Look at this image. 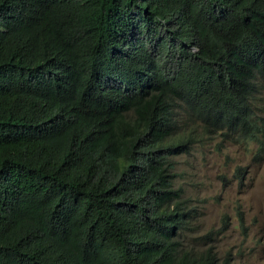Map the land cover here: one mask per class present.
<instances>
[{
	"label": "trees",
	"instance_id": "trees-1",
	"mask_svg": "<svg viewBox=\"0 0 264 264\" xmlns=\"http://www.w3.org/2000/svg\"><path fill=\"white\" fill-rule=\"evenodd\" d=\"M262 80L264 0H0V264H229L177 158L264 142Z\"/></svg>",
	"mask_w": 264,
	"mask_h": 264
},
{
	"label": "rangeland",
	"instance_id": "rangeland-1",
	"mask_svg": "<svg viewBox=\"0 0 264 264\" xmlns=\"http://www.w3.org/2000/svg\"><path fill=\"white\" fill-rule=\"evenodd\" d=\"M255 99L264 114L263 80ZM177 160L174 186L194 212L186 248L229 264H264V142L217 128L200 132V143Z\"/></svg>",
	"mask_w": 264,
	"mask_h": 264
}]
</instances>
